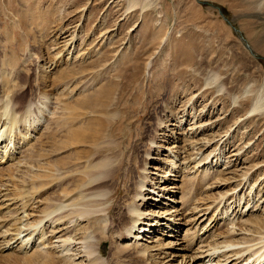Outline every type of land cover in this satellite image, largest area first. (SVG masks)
<instances>
[{"label":"rangeland","instance_id":"rangeland-1","mask_svg":"<svg viewBox=\"0 0 264 264\" xmlns=\"http://www.w3.org/2000/svg\"><path fill=\"white\" fill-rule=\"evenodd\" d=\"M259 97L263 107L250 111ZM0 102V112L8 103L22 118L31 103L33 116L40 111L42 118L30 135L23 134L21 122L10 133L6 126L0 129L18 141L8 159L1 157L5 144H0V201L6 199L0 202V220L9 213L0 225L13 228L21 216L33 224L46 205L64 199L65 188L78 194L116 187L117 194L112 192L107 201V221L100 216L83 220L88 231L79 235L90 240L86 246L99 264H146L136 256L133 239L115 241L109 235L116 206L125 198V178L88 189L85 183L100 160L113 162L120 155L121 175L132 156L147 157L148 151L149 181L163 188L143 209L161 224L165 219L160 217L170 213L178 223L173 231L143 227L148 231L140 232L137 243L156 246L152 254L164 248L157 244L167 243L179 256L197 252L199 244L187 250L190 234L183 236L186 229L193 230V206L203 210L199 225L210 220L205 244L222 241L225 230L234 227L231 237L242 240L246 231L240 226L253 228L250 220L264 218V0H0ZM67 104L73 109L62 112ZM55 116H62L66 126L59 129ZM194 124L193 136L189 128ZM70 132L77 138L64 148ZM137 145L143 147L136 150ZM42 165L51 171L32 196L36 184L31 180ZM207 166L213 179L199 181ZM141 174L138 167L135 177ZM220 179L227 182L211 186ZM222 215L228 216L224 220ZM45 242L44 250L50 252L51 244ZM263 242L245 253L250 262L264 251ZM12 249L0 251V264H43L36 253ZM51 254L59 264L60 255ZM157 256L151 258L153 264H170ZM81 259L75 256L71 264ZM94 259L86 264H95ZM233 259L227 262L240 264Z\"/></svg>","mask_w":264,"mask_h":264},{"label":"bare ground","instance_id":"bare-ground-1","mask_svg":"<svg viewBox=\"0 0 264 264\" xmlns=\"http://www.w3.org/2000/svg\"><path fill=\"white\" fill-rule=\"evenodd\" d=\"M67 41L64 42V46L67 44L66 43ZM66 46H65V48H66ZM63 75H62V77H63ZM60 78L61 77H59V79ZM1 102H2V100H1ZM83 102H81L80 105H84L85 101H83ZM261 102L262 101H261L260 97L254 99V101L251 102L252 105H251L250 111L260 110L263 107ZM3 105L4 106L2 108V111L0 112V129L3 126L4 127L6 126V129L9 130V133H10L12 128L15 129L18 122H19V124L21 122V124L23 125V128L21 131L26 129L23 134L26 133V134L30 135L31 129L35 130L38 127V125L42 119L40 116V111H39V115L37 114L38 116H33V112H32L33 108H32L31 103L28 104L25 111L23 112V115H22L23 118L18 116L19 114H17V110L16 111L13 110V109H16L14 106H13L14 108L8 107V103L3 104ZM1 106L2 105H0V108H1ZM65 107L66 108H61L60 110L63 109L62 110V112H63L64 110H72L73 109V106L70 104L65 105ZM24 113H25V115H24ZM52 114L54 115V113H52ZM61 115L64 116V114H61ZM3 116H4V119H2ZM61 117H56L54 119L56 122V123L55 122L54 123L57 125V127L59 126V129L66 126L65 125L66 123L61 121V119H62ZM60 121H61V123H60ZM178 122L181 123L182 121L179 120ZM194 126H195V124L189 128L191 130L194 129L193 132H191L193 136H194V133L196 131V126L195 127ZM197 127H199V126H197ZM6 129H4V130H6ZM21 131L19 130V132H18L19 135H20ZM6 132H7V130L4 133H3V131L2 132L0 131V144L2 142H4V144H5L3 146V149H4L3 152L4 153H3V155H1V157L7 156V159H8L10 156V153L11 154L14 153V149H16V145L18 144V141L15 138H12V135H6L5 134ZM154 133H157V132H154ZM4 134L6 136H4ZM7 134H8V132H7ZM67 135H69V136L65 142L66 146L64 148L69 147L70 144H73L75 139L77 138L76 133H71V134H67ZM155 135H157V134H155ZM43 136H45V135H43ZM22 140H23V138H22ZM51 140H52V138H51ZM15 141H17L16 142L17 144L15 143ZM152 141H153V143H156L155 139H152ZM51 144L54 145L55 143L51 142ZM156 145H157V143H156ZM62 146H64V144H62ZM139 147H143V146L137 145L135 147L136 150ZM156 147H159V145L155 146L154 149H156ZM51 149H52V147H51ZM192 149H194V148H192ZM168 150H170V149H168ZM48 151H50L51 154L56 153L55 151H53V149L48 150ZM148 152H149L148 155H150V153L152 151H148ZM171 153H172V151L169 152V154H171ZM148 155H147V157L141 156L139 158L132 156L129 160L128 168L125 170V173L121 174V175L119 172L121 171V168H122L124 163H123V160H122L120 155H119V157H115L116 160L113 162L103 160V159L100 160L99 162H97L95 164V167L93 166L90 168V170H93V174H91V173L86 174V176H88V181L85 183V187L87 189L91 188L94 185H98V184L102 185L103 182H108V181L110 182L111 181V182L117 183L119 176L125 178V187H124L125 198H123L121 204H117L116 209H115V207H113L116 211L114 210L115 212H114V215L112 216L113 219L110 220V227H112V228L110 229L109 235L112 237V239H114L115 241H118L120 238H130V241H132L131 239H133V242H131V243H132V246L136 247V249H135L136 256L139 259H143L146 264H153L151 261V258L156 257V255H158L157 259L160 255H162L163 257L161 259H163V260L168 259L166 262H168L170 264L172 262L174 264L175 263L176 264H188L190 262H192L191 264H194L196 261H200V264H229V263H231V261L230 262H227V261L230 257H233L234 258L233 260L240 259L238 261V263H240V264L241 263H243V264H255V263L256 264H264V251H262L260 254H258L253 260L251 259L252 262L249 261L251 256L248 258L246 257L248 254L247 252H250L249 250L256 248V246H258V244H262L261 242L264 241V218H258L255 220H250L253 228H247V226L245 227L244 225L240 226L239 229L246 231V232H249V234L244 232L245 233L244 236L242 235V237L240 238L242 240H239V239L235 240L234 237L233 238L231 237V234H233L236 231V229H234L235 228L234 227L233 229H229V230L227 229V231L225 230L226 234L222 235V239H223L222 241H214L215 243L212 242L213 244H211L210 242L205 244V237L203 238V236H205V233L208 230V226H210V224H208L210 220L207 223H205L203 226L199 225V223H197V221L204 216V214L200 215L203 210L202 209L198 210L197 206L192 207V209L194 210L192 214H195L194 216H196L193 218V221H192V229L193 230L190 231L191 230V227H190L189 229H186V231L183 234V236H186V237L190 234L189 242H187V245L185 243V246L188 247L187 250H190V247L192 245L199 244L196 248L197 250H195L197 252L194 253L193 256L192 255L191 256H185V255L181 256L180 255L181 259H178V261H177V258L180 257L178 255L179 250H174L173 247H171V243H169V244L167 243L165 245L164 244L163 245L157 244V246H159V247L160 246L164 247L162 249V251L158 254H152V252H151V251H153L154 247H156V246H153V247L149 246L148 247L146 245L138 244L137 241L140 239V236H141L140 232L144 233V232L148 231L147 229L143 228L144 226H146V227H148V226H151V227L157 226L158 227L159 226L160 227V225H161L164 229L170 228V230L173 231L175 229V226L177 223V222L174 223V221H172L170 219L173 215L172 213L168 214V217H166V216L160 217L161 219H165V222L163 224H161L162 222H160L161 221L160 219L154 218L149 212H147L146 209H143L144 205H146V204L148 205V202H149L148 199H152V196H154L155 193H158V191L156 192V190L159 189V191H160V188H163L159 184L157 185L155 182L152 183V182H150L151 180L149 181L150 176H148V174H147L148 168L146 167V164L149 163L147 161V159H150V156L148 157ZM41 156H43V155H41ZM172 158L174 160L175 158H177V156L175 154H172ZM171 162L172 163L169 167L173 168L174 166H176L174 161L171 160ZM53 163H55V161ZM226 165H227V163H226ZM44 166H46V167H44ZM44 166L43 165L39 166L37 168V171H36L37 173H34V176H33L34 178L32 177L33 178L31 180L32 184H36V185L34 187H32L33 185L31 186L32 191L31 192L29 191L30 195H32V194L34 195V192L35 193L38 192L40 190V188L42 186H44L41 182V179L47 173H49L48 171H51V169L53 171L56 168L58 169V166L56 164L51 165L52 166L51 169H49V167H47V165H44ZM138 167L142 168L143 174H141L138 177H135V171L137 170ZM208 168L209 167L207 166L206 169L204 170L203 176L200 178L199 181H205L207 178L210 179L212 177L211 176L212 174L210 175ZM57 169H56V171H57ZM58 172L59 171H57L56 173H58ZM50 173H52V172H50ZM28 177H30V176H28ZM49 177H47L45 179H48ZM212 179H213V177H212ZM226 182L227 181L225 179H223V180L218 181V182H216V181L213 183L211 182L210 184H211V186L214 185V187H218L219 185H222ZM201 184H205V183H201ZM75 190H78V189H75ZM115 190H116V187L112 188V191H109V190L105 189L104 186H101V187H98L95 189L87 190L84 193L79 192L78 194H75V193H73V190L71 189V187L65 188L64 191L62 192L63 193L62 198H64V199L61 200L59 198L57 200L58 202H55V204L52 205V203H49V205H46L42 209L41 215L37 217V221L35 220V222H32L33 224H30L28 222L24 223V221H27L26 219L24 220L25 216H21V217L17 218L16 223H14L15 224L14 227L12 226L13 228L6 227L7 226L6 222H1L0 237H2V239H1L2 242L0 244V251L1 252L5 251V250L8 251V249H10V248H13L12 250H14V247H16V250H18V251L19 250L20 251L24 250V252L30 251L32 253L31 255L36 253L34 255L41 257L42 260H40V261H42L43 264H58L57 260L55 261V258L52 257L53 254H51V251H52V253H56V254L58 253L60 255L59 256L60 258L58 259V262H60L59 264H71L73 259H75V256H77V258L82 257V259L76 264H86V262H89V261L91 262L90 258L94 259V257H92V255H94L93 249H91L92 248L91 246L90 247L86 246V245H88L87 243H89L90 240H89V242L86 243L84 241L83 236L79 235L80 232L82 231V229H86V228L82 227L83 226L82 222H83V220H85L88 223L89 220L98 219V216H100L99 219L106 222L108 219L106 217V214H108V211H107L108 208L106 206L107 201H108L109 195L111 196V193L115 192ZM251 190L252 189H250V191ZM94 191H96V192H94ZM113 194H117V193L115 192ZM148 196H151V197H148ZM28 199H31V198H28ZM59 200H61V201H59ZM5 201H6V199L1 200L0 202L2 204H5ZM27 201L28 200L22 201L21 209H23V211H22L23 213L25 212V207H26ZM54 201H56V200H54ZM152 201H158V200L153 199ZM248 202H249V200H248ZM247 205H248V203H246V207H247ZM227 206H228V204H227ZM226 211L224 213H226ZM8 214H9L8 211H6V213H3V218L1 220H4L6 217H8ZM222 216H224V215H222ZM226 216H228V215H225L223 217L224 220H225ZM0 218H1V216H0ZM220 220H222V219H220ZM245 222H247V221H245ZM2 223H4V224H2ZM86 224H84V225H86ZM177 225H178V223H177ZM86 227H88V226H86ZM46 229H49L48 232L50 233V236H48V238L45 237ZM140 229H142V230L138 231ZM153 229H154V227H153ZM38 230L40 232L38 234H35V232ZM84 231L87 232L88 230L86 229ZM82 233H83V231H82ZM245 235H248V236H245ZM35 237H36V239H34ZM84 237H86V235ZM38 238L40 240L41 239L42 240L39 241V243L35 244L36 242H38L37 241ZM206 238H207V236H206ZM258 238H259V240H257ZM262 238H263V240H260ZM45 241H48V244H51V247H50L51 251L50 252H48L47 250H44L45 246L43 247V245H44ZM240 243L242 245L238 246ZM232 246H235V247H232ZM186 247H185V249H186ZM167 249H172L174 251L167 250ZM180 249H182V248L180 247ZM94 253H96V252H94ZM245 253H247V254H245ZM79 254H84V255L79 256ZM250 255H254V254L251 253ZM222 257H223V259H221ZM99 259L95 256L94 262H93V260H92V262L96 264V262L99 261ZM153 259H156V258H153ZM185 259H187V261H185ZM174 261H176V262H174ZM223 262H225V263H223ZM90 264H92V263H90ZM97 264H99V263L97 262ZM154 264H161V263L156 262Z\"/></svg>","mask_w":264,"mask_h":264},{"label":"water","instance_id":"water-1","mask_svg":"<svg viewBox=\"0 0 264 264\" xmlns=\"http://www.w3.org/2000/svg\"><path fill=\"white\" fill-rule=\"evenodd\" d=\"M219 12H220V14H222V11L221 10H219ZM226 20H227V22L229 23V24H232V22L230 21V20H228L226 17H224ZM246 45V47H250L249 45H248V43H246L245 44ZM252 54H254L253 52H252Z\"/></svg>","mask_w":264,"mask_h":264}]
</instances>
